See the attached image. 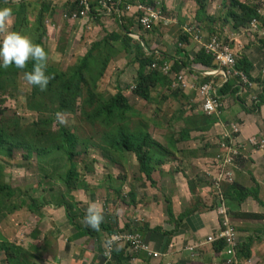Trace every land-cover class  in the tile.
<instances>
[{"label": "rangeland", "instance_id": "obj_1", "mask_svg": "<svg viewBox=\"0 0 264 264\" xmlns=\"http://www.w3.org/2000/svg\"><path fill=\"white\" fill-rule=\"evenodd\" d=\"M153 1L159 3L157 6H163L161 14L168 21L163 23L164 20H161L158 24L141 30L139 34L143 43L148 46L147 42H151L159 54V59L168 62L173 69L172 56H184L179 59H184L186 56L191 58L190 55L183 53L186 51L183 46L186 41L180 40V35L183 34L181 27L185 24L198 23L202 26L204 41L215 34L214 31L229 39L226 32L231 34L230 32L233 31L234 17L229 13L230 0H204L205 7L202 10L197 0ZM242 1L256 4L262 16L257 26L251 24V27L234 31L240 34L244 32L241 38L242 42L246 43H242L241 48L251 49L256 45L255 53L259 54L262 50L264 55V0ZM63 2V0H0V8L12 10L11 17L6 21L3 29H0V38L9 31L20 32L45 49L49 65L57 70L67 71L89 50L92 43L102 39L106 32L115 31L114 33L122 36L117 26L115 12L108 15L111 19L109 26L102 23L96 14H91L88 20L72 23L63 16ZM123 17L126 18L127 15ZM100 46L95 54L99 56L100 52L103 58L104 49L107 47L105 50L109 60L93 90L103 98L122 95L126 99L128 108L123 115L117 114L116 121L108 128L103 127L100 121L82 115L80 109L72 115H64L67 122L60 124L56 116L53 119V114H49L54 109V105L51 104L48 93H45L40 100L31 99L32 87L24 79L25 69H18L16 77L8 74L7 80L12 82H4L0 89V134L12 138L11 147L4 149L0 156L2 167L0 180L15 189L16 203L19 204L20 201L25 203L24 206L14 210L19 211L3 218H1L3 210L0 207V230L3 237L11 244H23L25 240L26 243H34L35 239L30 235L36 230L35 226L40 227V220L47 222L43 224L44 230L38 232H47L45 226H49L52 228L51 233L61 238L65 245L64 249L69 255H73L75 248L79 251V244L75 243L85 236L78 234L76 240L71 238L77 230L69 223L65 214L68 204L78 207L79 216L73 222L80 227L86 228L83 217L90 203L98 204L105 217L108 215L116 219L118 227L120 222H126L125 225H130L129 230L135 231L139 230L137 228L139 223H145L140 216L141 212L144 214L143 209L156 205L158 209L156 223L161 224L159 221L163 215L158 205L163 202L165 211L168 204L166 199L169 197V194L166 197L164 193L175 191L176 186L183 191L182 184H185L196 170L201 169L203 162L200 157L208 155V150L206 151L205 148L212 154L217 151V146L205 143L208 138L215 139L216 130L208 126L211 120L207 123L205 118L208 117L198 110L195 90L180 91L179 98L173 99V92L164 84L151 87L148 99L140 98L133 89L140 58L135 48L130 44L123 49L118 40H112L106 47ZM196 46L200 45L194 44L193 47ZM162 66L163 64L157 68L160 74ZM145 70L148 71L147 68ZM185 72L193 73L189 70ZM193 78L197 83L200 82L196 77ZM82 94L86 96L85 87L82 88ZM90 110L87 108V111ZM44 119H53L52 132L63 129L73 136L72 139L76 144L74 143L73 147L75 156L71 160L74 165L72 170L67 157L61 152L57 155H47L44 159L35 152L27 155L26 146L21 142L28 144L31 140L27 139V132ZM215 120L213 119L212 122ZM204 127H207L209 134L201 136V132H196L198 131L196 129ZM183 130L190 131L189 137L191 133L193 134L192 142L179 141ZM119 132L123 133L124 137L135 133L146 134L149 137V142L146 144L148 150L152 146H157V143L168 148L166 142L171 138L173 149L170 153L176 152V155H169L165 166L157 167L152 164L151 168L154 169L150 171L152 181L148 182L143 167L139 166L133 154L125 153L124 160L120 162L118 155L113 152L116 150L112 143ZM45 137V135L38 136L36 140L40 143L32 141V146L45 145L46 139L50 141L49 137ZM107 156L110 157L104 158ZM54 161L57 162L56 168L59 175L64 177L62 178L64 181L67 173H71V177H74V172L71 191L66 185L67 189H65L63 183L51 171V164ZM160 171L164 174L162 175ZM188 182L195 183L191 180ZM28 210H32L34 214ZM165 215L171 219V210H166ZM139 217L141 222L136 221ZM133 223L135 226H132ZM152 227L156 229L159 226L152 224ZM140 233L145 235L142 231ZM68 237L71 242L75 241L73 243L65 241ZM88 243L93 245L94 241ZM47 257L46 260H56L53 248ZM101 261L102 258H99L94 260L93 264H101ZM2 263L1 256L0 264Z\"/></svg>", "mask_w": 264, "mask_h": 264}, {"label": "trees", "instance_id": "obj_2", "mask_svg": "<svg viewBox=\"0 0 264 264\" xmlns=\"http://www.w3.org/2000/svg\"><path fill=\"white\" fill-rule=\"evenodd\" d=\"M100 0H88V5L90 7V11L92 14H96V7L100 5ZM200 9H204L205 4L204 0H197ZM111 3H113L114 7H117L120 11L124 13V15H127V19L124 17H120L122 28L124 29L125 33L121 34L122 36H119L116 33H107L105 36L100 39L97 42L92 43L89 50L79 59V61L74 64L69 70L67 71H61L57 70L55 67L51 66L46 62V68L45 73L50 77L48 86L41 90L39 87L32 86L31 91V99L40 100L42 99L43 95L45 93H48L51 99V104L54 105V109H52L49 114H53V119L55 118L56 114L62 113L63 115H72L74 114L78 109H80V113L88 119H92L95 121H100V124L108 128L109 125L112 124V122L116 121L117 114L123 115L127 110V103L126 99L120 95H110L107 98H103L101 94H95L94 87L96 84V81L98 78L102 75L103 70L109 60V57L106 54L105 50L107 45L111 43L112 40H118L120 42L121 47L125 49L126 47H129L130 44L135 48V50L138 52L140 58L137 65V71H136V84L134 88V93L143 99H148L150 95V89L151 87H158L165 84V86L169 87V85L172 83L170 81V77H167L163 74H160L156 71H147V66L151 63L152 58L148 57L143 53V50L141 48V45L139 42L131 40L127 36V32L129 31V27H134L135 20L138 19L140 12L136 10L135 6L138 3L148 5L151 7L156 8L157 2L155 3L153 0H110ZM133 3V4H132ZM230 16H233V30L238 31L240 28H247L251 27V22L254 19H257L258 22L261 19L262 14H260L259 8L256 6V4H251L249 2H243L242 0H230ZM129 5L130 9L127 10L126 6ZM66 11L71 12L73 10L79 9L80 7H83L80 4V0H72L69 2V6H66ZM65 8V6L63 7ZM161 10H163V6L161 7ZM161 16L165 18L162 14ZM117 21L118 17H117ZM119 23V22H118ZM121 30V29H120ZM181 32L183 34L180 35V39L183 41L188 42L189 41V35H187L183 29V26L181 27ZM213 33H216L214 31ZM121 37V38H120ZM106 47L104 49V56L102 58V54L99 52V56H97L95 53L97 52L98 48L101 46ZM102 49V48H101ZM102 51V50H101ZM34 65V61L29 60L25 66V71H31L32 67ZM217 63L213 59V57L206 53V51L201 48L198 50V52L195 53L194 57L186 56L184 59H175L174 61V69L176 72L189 68V69H195L198 71L207 70L210 67L216 66ZM237 67L239 69H242L245 71V73L250 76L251 78H254L250 74V70L252 67V62L249 61V59L241 55L238 58ZM18 69L14 66H10L8 68H0V89L4 85V82L10 81L7 80L8 74L13 75L16 77ZM208 77H205L202 79V81L207 80ZM255 81H262L264 85V79L262 76L254 78ZM231 83H225L224 86L219 91V94L224 95L231 91L232 93H235L238 91V87H231ZM86 88V96L84 97L82 94V88ZM180 91H174L172 93V96H176L179 94ZM104 95V94H103ZM259 102L257 105H254L251 110H254L258 106H260L262 103H264V87L263 92L259 94ZM78 105V106H77ZM87 108H90V111H87ZM206 122L209 123L208 120H211V122L208 124V126H211L212 118L207 116ZM53 119H44L40 122L36 123L33 127V129L30 132H27V139L31 140L28 141V144L24 141L21 143L26 146L25 149L27 151V155L31 154L32 152H35L37 155L42 156L43 159L47 155H57L63 153L68 161L70 162V168L71 170L74 168V165L72 164L71 160L75 156L73 153V147L74 143L76 142L72 139V135H70V132H65L63 129H59L57 132H52V125H53ZM59 128V126H58ZM42 130H45L42 131ZM198 131H208L207 127L196 129ZM190 131L183 130L182 136L183 139H186L189 136ZM50 138V141L46 139L45 145H36L32 146L33 142L40 141L36 140L38 136H43ZM45 137V138H46ZM11 137H5L2 134H0V156L2 155V152L4 149H8L11 147ZM149 142V137L144 134H136L135 135H129L127 137H124V134L119 132V134L115 137L112 145L114 146L116 151V155H118V160L122 161L124 160L123 157L126 156L125 153L133 154L136 157L137 162L139 163L140 167H143V173H145L148 179L147 181H152V175L150 174L151 170H154L151 168V165L154 164V166H162L165 163V158L168 156V153L162 149L160 146H152L150 150L147 149L146 144ZM248 139L246 141L244 138L237 141V144H243L247 143ZM34 147V149H32ZM245 149V148H244ZM242 149V150H244ZM61 152V153H60ZM110 156L104 157L109 158ZM120 161V162H121ZM57 162H52L51 171L56 174L59 181H61L65 187L69 189V191L72 190L73 187H70L71 184H73V179L75 177V174L73 172V176L71 177V173L66 174V180L64 181L60 173L58 172L56 168ZM2 173V167L0 165V178ZM151 185H154L150 183ZM65 187V189H67ZM239 192V191H238ZM240 195L237 196V198L245 199L249 196V194L246 192L245 189H242V192H239ZM65 201V199H64ZM24 201H20V203L15 202V189H12V187L4 183L0 180V207H2L3 215L8 216L10 214H13L16 211H14L17 207L24 206ZM126 204V203H125ZM31 209V208H29ZM32 213V210H28ZM78 207L73 204L69 205L66 210V216L69 220V223L77 230V233L80 236H85L88 239H95L97 242V252L102 258L101 264H130V260L132 257L136 258V264L140 263V256L142 253H136L131 249L130 245H119L116 246L112 252V257L110 261H105L103 263V246L107 244L109 237L114 233H122L125 231H131L130 225H124L122 228L118 227L116 219H113L112 216L104 215V220L100 226L99 231H93L89 228L80 227L79 225H76L73 221L78 218ZM34 214V213H32ZM0 218V220H1ZM35 231V230H34ZM34 237L36 236L35 233H31ZM105 235V238H101V236ZM145 237V236H144ZM146 240L147 237H145ZM88 243V242H87ZM215 249L218 251H221L223 249V244L218 243L215 245ZM46 248H42L41 251H45ZM41 251L35 250V253L29 251L28 249H25L21 246L11 244L9 243L2 235L0 230V257L2 256V260L4 264H41L42 262V255ZM239 257L241 258H250V248L249 245H244L242 247V250H239ZM147 255V254H146Z\"/></svg>", "mask_w": 264, "mask_h": 264}, {"label": "crops", "instance_id": "obj_3", "mask_svg": "<svg viewBox=\"0 0 264 264\" xmlns=\"http://www.w3.org/2000/svg\"><path fill=\"white\" fill-rule=\"evenodd\" d=\"M107 14V11H98L96 15L100 16L102 23H106L107 26H109L111 19L108 18ZM117 26L121 29L120 21ZM114 32L115 31H110L106 33ZM234 32V30L230 32L231 34L226 32L231 44L232 42L234 43L232 47L236 52L246 56L249 61L252 62L250 70L252 77L256 78L262 76L261 70L264 69V55L262 50L259 51V54H256L254 51L257 48L256 45H253L251 49L241 48L242 43H246L242 42L241 38L244 33L240 34L239 32ZM139 35L141 36V34ZM134 40L137 39L134 38ZM138 40L142 43L139 36ZM147 44L151 46L153 50H156L155 46L151 45V42H147ZM194 44L197 43L193 42L191 39L184 43L183 46L186 50L183 52L184 55L186 54L194 57L198 48L197 46L193 47ZM183 57L184 56L175 55L171 57V60ZM192 72L191 75L198 80L204 76L203 73L198 71ZM217 79L218 82L225 81L222 76H219ZM230 83L232 84L231 87H235L237 84L235 81H231ZM256 85L257 86L253 87L252 90L255 96L259 98V94L263 92L264 85L263 83H257ZM239 89L235 93L229 91L224 95L221 94L223 110L220 114V120L222 124H217V119L212 122L210 128L213 127V129L216 130L215 139L208 138L205 140V143H209L211 146H217V151L215 154H212L209 149L204 147L206 151L208 150V155L200 157L203 162L201 169H195V173L188 179L195 183L188 182L187 180L185 184H182L183 191H180L178 186H176L175 191L164 193L166 197L169 194V197L166 199L168 200V204L166 205L165 211L163 202L158 205L163 215L159 221L161 224L156 223L158 219V216H156L158 211L156 205L143 209L144 214H142L140 210V216H142L145 221V223L142 224L140 220L141 217H139L138 221L141 222L139 223L140 229L145 233L144 236L147 237L154 250L161 254V256L159 258L160 260H157L150 258L146 254H142L139 264H219L220 262L225 264L226 257L223 253L224 245L221 251H217L215 245L220 242L214 244L206 243V239L211 235H215L221 228V217L217 213L219 207L218 194L215 193L214 189L211 187L212 177L220 168L219 156L221 155V149L219 146V135L221 130L223 131V125H226V128L229 130L231 128L230 124L235 122H238L239 128L242 130L240 135L241 139L244 138L245 140L254 134L264 133V103L254 110H251V97L253 95L242 94ZM172 98L177 99L179 95H173ZM195 98L197 99V96ZM196 132H201V136L209 134L207 131ZM192 135L191 133L190 137L188 136L186 139H183L182 136V138H179V141L192 142L194 140L191 137ZM166 144L168 148H164L158 143L157 146L162 147V149L168 153V156L176 155V152L173 154L170 153V150L173 149L171 138L167 139ZM167 157L162 166L167 165ZM187 170L188 166L186 171ZM232 171L235 181L232 184L224 185L223 191L227 211L229 212V216L237 232L239 249L242 250L244 245H249L250 248V258H241L242 263L264 264V151L247 144L245 149L241 150L240 155L234 158ZM160 173L162 175L164 174L162 171H160ZM142 189H144V187ZM242 189H245L249 194L245 199L237 198V196L240 195L239 192H242ZM166 210H171V219L165 215ZM39 222L40 227L35 226L36 230L33 231L36 236L30 235L31 238L35 239L34 243H26L25 240L23 244L18 245H21V247L33 253H35V250L41 251L42 248L45 247L46 250L41 251V264H93L94 260L101 259V256L97 252V242L95 239L89 240L87 237H85L87 240L85 238L80 239V241L75 243L79 244V251L75 248L73 255H69L64 249L65 245L61 241V238H57L51 233V227L45 226L47 232H38L44 230L43 224L47 221L39 220ZM125 223L126 222H120L119 227L122 228ZM152 224L159 227L152 229ZM77 235L78 233H74L71 238H75L76 240ZM101 238H105V235L101 236ZM75 240H73V242ZM65 241L71 242L69 237ZM86 242H92L93 245ZM25 245L26 247H24ZM193 246H198V248L196 252L192 254L188 251V248ZM52 248L56 253V260H46Z\"/></svg>", "mask_w": 264, "mask_h": 264}, {"label": "built area", "instance_id": "obj_4", "mask_svg": "<svg viewBox=\"0 0 264 264\" xmlns=\"http://www.w3.org/2000/svg\"><path fill=\"white\" fill-rule=\"evenodd\" d=\"M68 2L72 0H66ZM91 1V0H89ZM100 5L96 7V11L105 10L110 12L112 4L110 0H100ZM80 4L83 7L73 10L71 12L64 11L63 16L69 19H77L78 17H87L91 12L88 5V0H80ZM136 10L140 12V15L136 22L137 27L144 29L150 28L152 24L159 22L162 19L161 10L159 7H151L138 3L135 6ZM126 9L129 10L130 6L127 5ZM118 11V8H115ZM123 13V12H122ZM258 20L254 19L251 24L257 26ZM184 31L191 36V38L200 44L207 54L211 55L216 61L217 65L213 68H208L203 72V75L208 77L207 80L197 83L194 81L191 73H186L184 70L180 72H174L171 65L168 62H162L158 64L155 60L149 65V68L157 70V68L163 64L161 68V74L171 77L172 90L188 91L195 90L198 103L200 105L199 110L208 116H212L217 119L219 125L222 124L220 120V114L222 112V106L219 95L220 88L229 81H235L242 94H251V103L258 102L257 96H255L252 88L257 86L244 70L237 67L238 58L240 53L236 52L230 42L226 41L224 37L219 35L212 36L208 41H204L199 24H191L183 26ZM131 37H137L136 34H129ZM222 76L224 82H218V77ZM262 77H264V69L262 70ZM231 128L228 130L226 125H223V131L221 130L220 137L221 143H219L221 149V155L219 156L220 168L214 177L215 189L219 191V209L218 214L223 217L222 228L215 234L206 239V243L221 242L224 245L223 253L226 257L225 264H241L239 258V242L237 238V232L231 223V220L227 214V208L223 203L224 197L221 195L220 187L223 182L232 181V173L230 167L232 166L233 159L236 155L241 153V150L246 147L247 144L264 151V133L254 134L248 137V142L243 144H237V141L241 139L242 130L239 128L238 122L231 123ZM130 245L136 253H145L150 258L158 259L161 254L155 251L151 244L146 241L143 236L134 231H125L122 233H114L109 237L107 244L103 246V260L110 261L112 252L116 246ZM198 246L188 248V251L192 254L196 252ZM130 264H136V258L132 257Z\"/></svg>", "mask_w": 264, "mask_h": 264}, {"label": "clouds", "instance_id": "obj_5", "mask_svg": "<svg viewBox=\"0 0 264 264\" xmlns=\"http://www.w3.org/2000/svg\"><path fill=\"white\" fill-rule=\"evenodd\" d=\"M157 4H159L158 2H157ZM69 6V2L68 1H64L63 2V7L65 6V8H62V10L63 11H66V6ZM109 6L111 7V10H110V12H108V14L107 15H109L110 13H112V12H115V19L117 20V17H118V20L121 22V20H120V17H123L124 16V13H122V11H120L119 9H118V11H116L115 10V8H117V7H114L113 6V3L112 4H109ZM157 7H159L160 8V10H161V7L160 6H157ZM98 12V11H97ZM99 12H106L105 10H102V11H99ZM92 13L90 12L88 15H87V17H78L77 19H74V20H72V19H69V18H67L70 22H79L80 20H83V19H86V20H88V18H89V16L91 15ZM97 14V13H96ZM11 15H12V10L10 9V8H0V29H3V27H4V25H5V23H6V21L11 17ZM99 19H100V16H99ZM161 20H164V22L163 23H167V19H165V18H163L162 17V19ZM161 20L159 21V22H161ZM118 21V22H119ZM159 22H157V23H154V24H158ZM154 24H152V25H154ZM191 24H198V23H187V24H185V25H191ZM118 25H119V23H118ZM152 25H151V27H152ZM184 25V26H185ZM200 26V25H199ZM200 28H201V32H202V37H203V35H204V33H203V28H202V26H200ZM141 30H146V29H144V28H142V27H137L136 26V22H134V27H129V31L127 32V36L129 37V38H131V40H134V38H136L137 40H134V41H137V42H139V40H138V36L141 38V36L139 35V32L141 31ZM121 33L123 34V33H125V31H124V29L122 28V24H121ZM131 33H134V34H136V36L137 37H131L129 34H131ZM186 33V32H185ZM234 33H238V32H234ZM241 33H244V32H241ZM187 34V33H186ZM188 35V34H187ZM212 35V34H211ZM210 35V36H211ZM214 35H219L220 37H223L222 36V34L221 33H215V34H213L212 36H214ZM211 36V37H212ZM210 37V38H211ZM209 38V39H210ZM192 40L193 42H195V43H197L196 41H194L192 38H191V36L189 35V40ZM208 39V40H209ZM226 41H228V42H230L229 41V39H226V38H224ZM181 40V39H180ZM207 40V41H208ZM142 41V40H141ZM140 43V42H139ZM183 42H181L180 44H182ZM198 44V43H197ZM230 44H231V42H230ZM140 45H141V48H142V50H143V53L145 54V55H147L148 57H151L152 58V61H151V63L155 60L158 64H159V62H166V61H161L160 59H159V54H158V52H157V50H153L152 48H151V46H146L144 43H143V41H142V43H140ZM200 45V44H199ZM232 45V44H231ZM146 47V48H145ZM201 48H203L201 45L197 48V52H198V50L199 49H201ZM204 49V48H203ZM205 50V49H204ZM240 56H241V54H240ZM29 60H32V61H34V65H33V67H32V70L31 71H24V79L27 81V83L29 84V85H32V86H36V87H39L41 90H44L47 86H48V83H49V80H50V77L48 76V75H46V73H45V68H46V62H47V53H46V51H45V49L41 46V45H39V44H37V43H35V42H33L32 41V39L31 38H29L28 36H26V35H23V34H21L20 32H16V31H9V32H7L5 35H3V37L2 38H0V68H8V67H10V66H14L15 68H17V69H21V70H23V69H25V66H26V64H27V62L29 61ZM174 61L175 60H173V64H174ZM150 63V64H151ZM149 64V65H150ZM149 65L147 66V70L148 71H156L157 72V70H155V69H151V68H149ZM213 67H215V66H213ZM213 67H210V68H213ZM172 70H173V68H172ZM182 70H192V71H198V70H195V69H182ZM182 70H180V71H182ZM174 72H176L175 70H173ZM180 71H178V72H180ZM205 70H202V71H198V72H200V73H203ZM261 73H262V71H261ZM164 75V74H163ZM165 76H167V75H165ZM167 77H170V76H167ZM206 76H203L201 79H200V82H202V79L203 78H205ZM250 77V76H249ZM251 78V77H250ZM263 79H264V77H262ZM253 81H255L254 80V78H251ZM170 81L172 82V80H171V77H170ZM205 81V80H204ZM199 82V83H200ZM231 81H229L228 83H230ZM227 83V82H226ZM255 83H262V81H258L257 80V82H255ZM172 84V83H171ZM171 84L169 85V87H167L169 90H171V92H174V91H180V90H172L171 89ZM224 86V85H223ZM222 86V87H223ZM221 87V88H222ZM235 87H238V86H235ZM221 88H220V90H221ZM239 88V87H238ZM133 89H134V86H133ZM219 90V91H220ZM191 91V90H190ZM195 94H196V91H195ZM179 95V94H178ZM220 95V94H219ZM197 96V95H196ZM258 99V98H257ZM220 100H221V95H220ZM258 102H259V99H258ZM258 102H256V103H252L251 104V106H250V108H252L253 107V104L254 105H257V103ZM221 103H222V101H221ZM198 107H200V105H199V103H198ZM222 110H223V106H222ZM202 114H204V115H206L205 113H203V112H201ZM206 116H208V115H206ZM209 117H211L212 119H215L214 117H212V116H209ZM56 118H57V121L60 123V124H65L66 122H67V120H66V117L62 114V113H57L56 114ZM259 134H263V133H259ZM220 136V135H219ZM245 141H246V139H245ZM219 143H221V137H220V141H219ZM220 153H221V151H220ZM222 154V153H221ZM240 155V154H239ZM239 155H236L235 157H237V156H239ZM234 157V158H235ZM234 158L232 157V159H233V163H232V165H234ZM230 171H231V173H232V181L231 182H223V183H221V187H220V192H221V195H223V197H224V191H223V187H224V185H226V184H232V183H234V181H235V178H234V173H233V171H232V166L230 167ZM216 174H217V172L214 174V176L212 177V180H211V184H212V188L214 189V191H215V193H217L218 194V196H217V198H218V200H219V191H217L216 189H215V182H214V177L216 176ZM220 203V202H219ZM219 203H218V205H219ZM223 203H224V205L226 206V203H225V199L223 200ZM220 207V206H219ZM219 207H218V209H219ZM218 209H217V213H218ZM227 214H228V216H229V212L227 211ZM219 215V214H218ZM220 216V215H219ZM221 217V216H220ZM229 218H230V216H229ZM103 220H104V215H103V212H102V210H101V207L98 205V204H96V203H90L89 205H88V207H87V210H86V212H85V214H84V217H83V224H84V226H86L87 228H89V229H91V230H93V231H99L100 230V226H101V224H102V222H103ZM230 220H231V218H230ZM136 221H138V219L136 220ZM222 223H223V217H221V228H222ZM231 223H232V221H231ZM232 225H233V223H232ZM132 226H135V223H133V225ZM234 226V225H233ZM137 228L141 231V229H140V224H138L137 225ZM220 228V229H221ZM235 228V227H234ZM139 230H137V231H135V230H131V231H134V232H138V233H140V231ZM130 232V231H129ZM141 234V233H140ZM142 235V234H141ZM143 236V235H142ZM143 238L145 239V237L143 236ZM146 240V239H145ZM146 241H148V240H146ZM149 242V241H148ZM150 243V242H149ZM221 243V242H220ZM151 244V243H150ZM152 246V245H151ZM153 248V247H152ZM154 249V248H153ZM240 250V249H239ZM142 254H145V253H142ZM239 255V254H238ZM148 256V255H147ZM240 258V257H239ZM159 259V258H158ZM240 261H241V264H242V260L240 259Z\"/></svg>", "mask_w": 264, "mask_h": 264}]
</instances>
